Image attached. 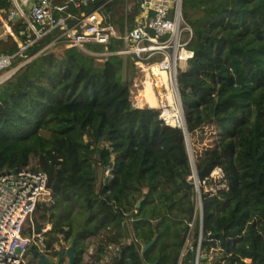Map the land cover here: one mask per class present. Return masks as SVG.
Here are the masks:
<instances>
[{"label":"trees","instance_id":"obj_1","mask_svg":"<svg viewBox=\"0 0 264 264\" xmlns=\"http://www.w3.org/2000/svg\"><path fill=\"white\" fill-rule=\"evenodd\" d=\"M139 1L130 0L126 13L123 1L105 3L108 21L119 29L133 24ZM182 16L193 31V56L177 82L199 181L201 234L183 129L134 105L133 81L121 72L136 58L114 54L122 41L85 50L58 41L62 54L41 51L0 85V171L36 158L51 199L37 204L33 226L39 232L38 221L50 223L48 250L60 235L70 240L75 264L84 263V239L99 234L95 261L113 246L110 264H191L199 237L200 254L220 253L213 264H264V0H182ZM57 34L47 33L25 56ZM17 50L2 33L0 52ZM204 139L210 141L200 152L195 144ZM215 168L224 187L206 190L215 185ZM190 236L192 248L182 254Z\"/></svg>","mask_w":264,"mask_h":264},{"label":"built area","instance_id":"obj_2","mask_svg":"<svg viewBox=\"0 0 264 264\" xmlns=\"http://www.w3.org/2000/svg\"><path fill=\"white\" fill-rule=\"evenodd\" d=\"M7 1L11 10L23 19L17 34L24 38L16 39L10 27H4L5 33L17 41L18 50L14 54L0 52V85L32 57L56 46L58 41H62L64 47L85 50L86 44L107 45L114 38L122 41L114 54L136 58L134 66L139 78L131 86L134 105L153 108L145 94L150 89L156 102L154 108L165 124L169 125L164 111H175L177 108L181 111L177 77L180 71L186 70L188 60L193 56V51L188 48L193 31L183 19L182 0H140L134 24L122 33L117 32L111 24H106L99 12L110 0H104L96 7L94 4L98 0H64L62 3L32 0L27 12L17 0ZM71 8L79 11L78 15L71 13ZM68 19H74L73 25H68ZM53 30H58V34L51 42L34 55L25 56L29 47ZM215 176L219 180L223 177L220 168L211 172L210 178ZM219 184L214 187H224ZM202 185H205V181H202ZM205 187H210L206 190H214L210 185ZM50 199L45 173L29 165L15 171H0V264H30L26 259L28 250L32 253L37 250L43 255L49 251L44 243L47 229L42 228L37 232L31 224L30 230L24 232L23 225L34 214L37 204L49 202ZM199 246L200 237L195 254H200ZM60 250L53 252L56 255L53 261L57 260L56 253Z\"/></svg>","mask_w":264,"mask_h":264},{"label":"rangeland","instance_id":"obj_3","mask_svg":"<svg viewBox=\"0 0 264 264\" xmlns=\"http://www.w3.org/2000/svg\"><path fill=\"white\" fill-rule=\"evenodd\" d=\"M120 1H123V6H122V11L125 12L128 11V9L131 7V2L130 0H120ZM129 7V8H128ZM53 52L57 53V54H62V51H63V47L58 46L56 47L55 49L52 50ZM125 70H126V74H125ZM121 76L122 78L124 79L125 82H132L133 80L131 79H136L138 78L139 76V73L137 72L135 66H133L132 68L131 67H126L122 72H121ZM132 88V87H131ZM151 91H148L147 93L149 94H146L148 97V100L150 102V106L151 107H156V102H155V99L152 98L153 95H152V92L150 93ZM151 97V98H150ZM131 99L133 101V103L135 104V100H134V95H131ZM143 107V106H142ZM155 109V108H154ZM198 139V136H195L194 137V141H196ZM210 140H207V139H204L203 143H196L195 144V149H197L198 151L201 152V150L203 149V147L206 146V144L209 143ZM29 166L30 167H36V158L35 157H31L30 159V163H29ZM108 170V169H107ZM105 170V171H102L100 170L99 171V185L101 186V184L104 183L105 181V178L107 176H109V172ZM214 179V182H215V185H220L218 180L219 178H216L213 177ZM99 186V187H100ZM211 188H214V185H210ZM210 189V187H208ZM205 187V189H208ZM196 201H197V205L199 204V199H198V195H197V198H196ZM38 214L39 212L37 213H34L32 214V216L25 222V224L23 225V231L24 232H27L28 230H30V225L34 224V220H36L38 218ZM38 223H43V228L47 229L46 231H48L50 229V223L47 222V221H38ZM128 227L130 228V225H128ZM129 236H132V232L130 231L129 233ZM102 236L99 234V235H96V236H93V237H87L86 239H84V245L86 246V249L82 255V261L84 263H88V264H110V260L111 258L113 257L116 249L112 246V247H107L105 249V253L102 257V259L100 261H95V258L98 254V247H100V240L102 239L101 238ZM46 238V236H44V239ZM130 241H132V237L129 238L126 242L129 243ZM192 245L191 243V236L188 237L187 241L185 242V246H184V252H185V249L186 248H189L190 246ZM70 240H65L64 239V236L63 235H60L59 236V240L58 241H54L51 245V249L49 251H47L44 255L46 258L50 259V260H55L56 259V255L53 253L56 249H64V248H68L70 247ZM141 249H142V246H141ZM200 256H206L204 259L205 261L203 262L202 261V258H199V262L198 264H213V262L216 260V259H219L220 257V253L218 251H213V252H209L208 255L206 254H200ZM26 259L27 261H29L30 264H39V259H38V256H35L32 254L31 250H28L27 252V255H26ZM66 258L63 260V264L66 263ZM248 261V260H246Z\"/></svg>","mask_w":264,"mask_h":264},{"label":"water","instance_id":"obj_4","mask_svg":"<svg viewBox=\"0 0 264 264\" xmlns=\"http://www.w3.org/2000/svg\"><path fill=\"white\" fill-rule=\"evenodd\" d=\"M180 106H181V124H180V126L184 132L186 149H187V153H188V157H189V161H190V165H191V170H192V177L191 178L193 179L195 192L197 193L198 199H199L198 215H199V220H200V234H201L202 206H201V197H200V190H199V181H198V178L196 175V169H195V165H194V160H193L192 150H191V146H190L189 136H188L186 125H185L181 100H180ZM99 186L100 185H99V180H98L97 188H99ZM139 204H140V201L137 202L136 207H138ZM155 239H156V235H154V237L149 242H147L143 245V247L141 249V254H143L153 244ZM33 254L35 256H38L39 264H62V260H63L65 255L68 258L67 264H73V262H74V250L71 246L66 248V249H62L60 251H57V253H56L57 254V260L56 261H53V260L46 258L43 254H41L37 250L33 251ZM205 257L206 256H200L199 253H196L195 258L191 264H198L199 258L204 259ZM85 264H88V263H85Z\"/></svg>","mask_w":264,"mask_h":264},{"label":"crops","instance_id":"obj_5","mask_svg":"<svg viewBox=\"0 0 264 264\" xmlns=\"http://www.w3.org/2000/svg\"><path fill=\"white\" fill-rule=\"evenodd\" d=\"M18 1V3H19V5L27 12L29 9H30V6H31V3H32V0H17ZM56 3H62L64 0H54ZM93 8V7H92ZM91 8V9H92ZM12 8H11V5L9 4V6L8 7H2V6H0V32H2L3 34H6L5 33V31H4V27L5 26H8V27H10V29H11V32L16 36V39H19L18 38V34H17V32H18V26L20 25V23L22 22V18H19V16L17 15V13H15V12H13L12 10H11ZM71 13H73L74 15H78V13H79V11H77V10H75V9H70L69 10ZM99 12H100V14L103 16V19H104V22L107 24H111L114 28H115V30L117 31V32H119V33H122L126 28H129L130 26H132L133 24H125L124 25V27H123V29H119L118 27H117V25L116 24H113V23H111V22H109L108 21V13H107V11L105 10V7H104V5L100 8V10H99ZM127 11L125 10V13H126ZM59 14H61V13H59ZM137 16V15H136ZM135 19H136V17H135ZM135 21V20H134ZM67 23H68V25L69 26H71V25H73V23H74V19H68L67 20ZM10 35V34H9ZM13 37V36H12ZM13 39H14V37H13ZM56 47H58V46H53L50 50H53V49H55ZM62 47V46H61ZM137 72H138V70H137ZM125 74H126V70H125ZM139 78V77H138ZM138 78H136V79H132L133 80V82L134 81H138ZM132 82V83H133ZM131 86H132V84H131ZM148 91H150V89H147L146 91H145V94H149V93H147ZM151 93V92H150ZM151 98V97H150ZM152 98H154V97H152ZM155 99V98H154ZM138 107H142L141 105H137Z\"/></svg>","mask_w":264,"mask_h":264},{"label":"bare ground","instance_id":"obj_6","mask_svg":"<svg viewBox=\"0 0 264 264\" xmlns=\"http://www.w3.org/2000/svg\"><path fill=\"white\" fill-rule=\"evenodd\" d=\"M164 116L169 125L181 124V111L177 108L175 111H164Z\"/></svg>","mask_w":264,"mask_h":264},{"label":"flooded vegetation","instance_id":"obj_7","mask_svg":"<svg viewBox=\"0 0 264 264\" xmlns=\"http://www.w3.org/2000/svg\"><path fill=\"white\" fill-rule=\"evenodd\" d=\"M65 258H66L67 261H66V263H64V264H67V263H68V258H67L66 255L64 256L63 260H64ZM63 260H62V261H63ZM62 264H63V263H62ZM73 264H75V262H73ZM83 264H85V263H83Z\"/></svg>","mask_w":264,"mask_h":264},{"label":"clouds","instance_id":"obj_8","mask_svg":"<svg viewBox=\"0 0 264 264\" xmlns=\"http://www.w3.org/2000/svg\"><path fill=\"white\" fill-rule=\"evenodd\" d=\"M64 249H66V248H64Z\"/></svg>","mask_w":264,"mask_h":264}]
</instances>
